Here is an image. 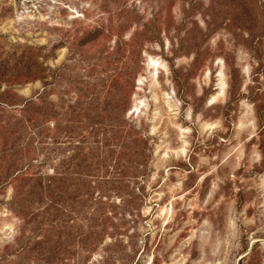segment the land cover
I'll use <instances>...</instances> for the list:
<instances>
[{"label": "rangeland", "instance_id": "374dc122", "mask_svg": "<svg viewBox=\"0 0 264 264\" xmlns=\"http://www.w3.org/2000/svg\"><path fill=\"white\" fill-rule=\"evenodd\" d=\"M0 257L264 264V0H0Z\"/></svg>", "mask_w": 264, "mask_h": 264}, {"label": "trees", "instance_id": "16d2710c", "mask_svg": "<svg viewBox=\"0 0 264 264\" xmlns=\"http://www.w3.org/2000/svg\"><path fill=\"white\" fill-rule=\"evenodd\" d=\"M35 100H26L24 101L23 104L20 105L21 110L25 115V117H27L28 119L30 118L31 120L32 117H35V119H37V117H41V116L44 117L48 113L47 110L42 112L43 110L42 106L39 105ZM46 131L48 130L39 129L37 135L38 136L43 135L44 133H46ZM28 153H29L28 149L24 150L22 154H19L20 156L19 159H21V157H24ZM106 162H107V157L101 158L102 166H104ZM21 173L22 170L16 171L14 177H17L18 175H22L24 178L27 177L26 174H21ZM52 176L53 177H50L49 179L45 180V182L41 176H37L36 191L31 195L34 199H37V201H42L44 199L49 200L50 198L54 197L56 194L61 195L59 196V200L65 197V193L67 189V186L65 184L66 178L58 177L61 176L60 174H53ZM29 179L31 180V178ZM26 180H28V178ZM21 181H23V178L21 179ZM23 196H24L23 192L20 191L17 195L16 200L12 203L18 208V211L25 209L30 201L29 199H25ZM3 260H5V258L0 257V262H2Z\"/></svg>", "mask_w": 264, "mask_h": 264}]
</instances>
